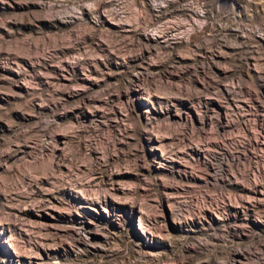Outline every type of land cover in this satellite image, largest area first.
I'll return each mask as SVG.
<instances>
[{
    "label": "rangeland",
    "instance_id": "rangeland-1",
    "mask_svg": "<svg viewBox=\"0 0 264 264\" xmlns=\"http://www.w3.org/2000/svg\"><path fill=\"white\" fill-rule=\"evenodd\" d=\"M0 264H264V0H0Z\"/></svg>",
    "mask_w": 264,
    "mask_h": 264
}]
</instances>
